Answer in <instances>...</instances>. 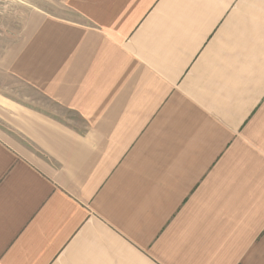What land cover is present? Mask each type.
<instances>
[{"label": "crops", "instance_id": "0c3cea01", "mask_svg": "<svg viewBox=\"0 0 264 264\" xmlns=\"http://www.w3.org/2000/svg\"><path fill=\"white\" fill-rule=\"evenodd\" d=\"M19 37L0 264H264V0H35Z\"/></svg>", "mask_w": 264, "mask_h": 264}, {"label": "rangeland", "instance_id": "374dc122", "mask_svg": "<svg viewBox=\"0 0 264 264\" xmlns=\"http://www.w3.org/2000/svg\"><path fill=\"white\" fill-rule=\"evenodd\" d=\"M44 1V0H43ZM35 0H0V131H16L14 121L3 114V99L18 102L19 83L17 77L2 67L1 58L6 50L19 41L23 15L34 8ZM27 103L30 100L26 101Z\"/></svg>", "mask_w": 264, "mask_h": 264}]
</instances>
